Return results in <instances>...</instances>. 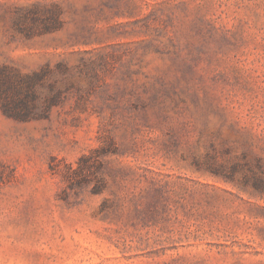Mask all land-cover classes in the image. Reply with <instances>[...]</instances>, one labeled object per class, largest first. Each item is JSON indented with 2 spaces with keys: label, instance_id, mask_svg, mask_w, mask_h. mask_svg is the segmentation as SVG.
Returning <instances> with one entry per match:
<instances>
[{
  "label": "rangeland",
  "instance_id": "rangeland-1",
  "mask_svg": "<svg viewBox=\"0 0 264 264\" xmlns=\"http://www.w3.org/2000/svg\"><path fill=\"white\" fill-rule=\"evenodd\" d=\"M97 1L0 0V264H264V0Z\"/></svg>",
  "mask_w": 264,
  "mask_h": 264
},
{
  "label": "trees",
  "instance_id": "trees-1",
  "mask_svg": "<svg viewBox=\"0 0 264 264\" xmlns=\"http://www.w3.org/2000/svg\"><path fill=\"white\" fill-rule=\"evenodd\" d=\"M86 12L94 14V20L89 18L84 19L80 25L78 32L79 38L83 42L90 40L99 42L101 38L106 37L107 32L103 33L102 29H98L96 25L99 22H104L106 16L109 18L120 17V16H133L136 14L137 7L132 4L129 0H98L95 7L87 6ZM63 10L60 3L53 1L48 5H44L41 11H37L36 8L32 10H24L16 13L13 28L16 32L30 37L35 33H49L61 29L64 24ZM108 31V30H106ZM58 69H64L65 67L61 64L57 65ZM8 111L9 109L6 108ZM261 180H256L254 185L257 187L262 186Z\"/></svg>",
  "mask_w": 264,
  "mask_h": 264
}]
</instances>
